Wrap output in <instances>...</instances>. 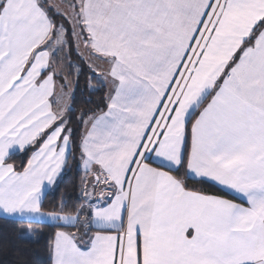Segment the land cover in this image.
<instances>
[{
    "label": "snow or ice",
    "instance_id": "6c2138e0",
    "mask_svg": "<svg viewBox=\"0 0 264 264\" xmlns=\"http://www.w3.org/2000/svg\"><path fill=\"white\" fill-rule=\"evenodd\" d=\"M0 218L50 264H264V0H0Z\"/></svg>",
    "mask_w": 264,
    "mask_h": 264
},
{
    "label": "trees",
    "instance_id": "16d2710c",
    "mask_svg": "<svg viewBox=\"0 0 264 264\" xmlns=\"http://www.w3.org/2000/svg\"><path fill=\"white\" fill-rule=\"evenodd\" d=\"M80 68L83 69V75L77 78L75 75L69 79L72 82L74 89L71 99V106L75 109V114L72 118L71 127L77 134V138L83 131L82 126L78 122V117L82 112H99L101 109L106 110L104 105V97L107 94L106 89H100L95 82H92V87H89V76L91 75L87 67L81 63L75 53L72 56ZM63 83V81H59ZM32 151L15 154L12 163L17 170H22L26 166ZM78 156V154H77ZM70 167L62 173V179L59 181L58 190L51 189L47 197L48 205L55 206L61 199L66 201L69 207L74 206L81 197V177L83 171L76 167V160L70 162ZM183 175V172L179 173ZM188 187L200 189L203 192L210 194H218L217 186L211 183H200L197 180H186ZM227 198H231L230 196ZM47 231V230H45ZM46 237L41 239L39 244L27 243L21 239L17 233L15 226L8 223L6 219L0 218V264H20L19 257H25L30 264H50L49 256L45 250ZM19 249V250H17Z\"/></svg>",
    "mask_w": 264,
    "mask_h": 264
},
{
    "label": "crops",
    "instance_id": "0c3cea01",
    "mask_svg": "<svg viewBox=\"0 0 264 264\" xmlns=\"http://www.w3.org/2000/svg\"><path fill=\"white\" fill-rule=\"evenodd\" d=\"M72 96H73V93H72ZM68 104H71V101H69L68 102ZM19 153H23V152H17L16 154H19ZM33 154V153H32ZM32 154L30 155V157L32 156ZM30 157H29V159H30ZM82 170V169H81ZM83 171V170H82ZM193 180H195V179H193Z\"/></svg>",
    "mask_w": 264,
    "mask_h": 264
},
{
    "label": "rangeland",
    "instance_id": "374dc122",
    "mask_svg": "<svg viewBox=\"0 0 264 264\" xmlns=\"http://www.w3.org/2000/svg\"><path fill=\"white\" fill-rule=\"evenodd\" d=\"M70 95L72 96V93H71ZM69 101H71V99H68L67 103H68Z\"/></svg>",
    "mask_w": 264,
    "mask_h": 264
}]
</instances>
